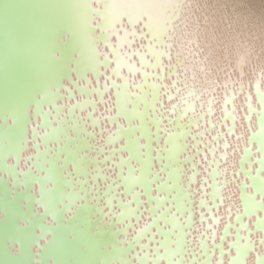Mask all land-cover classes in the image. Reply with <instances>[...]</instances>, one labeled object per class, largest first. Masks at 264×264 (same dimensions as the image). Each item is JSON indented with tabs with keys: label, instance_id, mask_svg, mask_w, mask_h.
Instances as JSON below:
<instances>
[{
	"label": "snow or ice",
	"instance_id": "1",
	"mask_svg": "<svg viewBox=\"0 0 264 264\" xmlns=\"http://www.w3.org/2000/svg\"><path fill=\"white\" fill-rule=\"evenodd\" d=\"M98 2L102 7L92 8V14L70 30L71 36L77 41L72 61L75 67L70 65L68 68L69 74L75 72L77 76L71 80L72 86L64 84L63 77L54 78L41 84L31 101L33 114L37 117L32 133L38 141L55 138L58 143L63 140L67 146L69 141L80 140L82 136L80 148H94V145L85 143L89 137L96 135L87 130L86 121L90 120L93 127H98L103 118L117 125L115 132L109 133L106 143H116L123 138L122 133L137 132L139 136L131 139L146 141L139 145L145 150L140 175L129 185L127 177L121 173V179L126 182L125 194L130 195L131 199L120 201V212L113 211V201L117 198L109 194L114 186L109 185L104 193L107 199L101 207L108 211L102 212L105 217L102 223H107L109 228L113 225L123 226L114 228L115 240L104 241L98 228L93 231L99 253L95 264H134V261L135 264H226L225 256L228 257L227 264H248L249 255L256 249V241L252 239L254 231L264 233V215H261L264 213V185L257 186L255 183L261 179L260 173L264 172V64H252V59H259V56L253 58L252 47L239 41L234 45L232 39L213 27L215 21L211 16L206 12L197 14L201 9L199 5L194 6L191 0ZM96 17H99L98 23ZM97 30L99 35H96ZM113 36L117 37L115 43L112 41ZM137 41L145 43L136 47ZM100 42L110 51L101 52ZM56 58L60 59L59 56ZM166 60L168 63H165ZM250 64L251 67H248ZM101 68L108 69V73L101 71ZM89 71L96 77L95 86H91L92 80L87 74ZM137 74L141 76L140 80L135 79ZM249 75L252 78L246 80ZM101 76H105L103 83L100 82ZM113 88L116 89L115 113L109 107L106 117L96 116L98 103H108L104 96ZM76 91L85 97L98 96L99 100H76ZM240 96L244 97L246 112L243 119L250 135L243 146L239 157L240 167L237 168V161H230L229 158L235 157L240 145L233 148L228 137L235 135L237 141L243 140V132L237 135V121L241 117L236 102ZM61 99L75 100V103L57 104L56 101ZM218 104L221 113L219 120L216 119ZM87 107L92 108L87 118L76 115L77 109L83 111ZM65 108L67 115L64 114ZM254 115L255 130L252 123ZM121 117L127 121L126 125L120 123ZM218 126L226 128L227 132H217L207 144L200 139ZM41 128L45 131L41 132ZM193 128L199 131L193 132ZM61 129L78 131L80 135L53 137V132L59 134ZM188 137H192L191 145L187 143ZM161 141L164 142L162 148L153 147V142L159 144ZM253 142H258L256 151L262 154L255 161L251 159L254 154ZM127 147L125 144L121 149H113L112 154ZM190 147L195 149V153L185 156L184 153ZM206 148L212 154L210 160ZM74 151H79V148ZM152 152L156 153L155 157L151 155ZM198 156H204L207 161V174L196 189L193 186L201 174ZM110 158L106 157L105 161ZM78 159L85 161L86 157L80 155ZM92 159L99 163L98 158ZM131 159V156L121 157L120 166ZM154 160L162 162L160 172H167V177L152 171ZM245 162L260 165L255 176L252 175L251 167L244 168ZM184 164H191L187 183L184 182ZM145 165L148 166L150 178L142 183ZM240 172L246 173L248 179L238 185L243 210L235 209L233 221L234 202L228 204L225 215L219 212L226 201L232 200L230 185L235 183ZM129 175H132L131 168ZM101 176L102 169L97 168L93 178L98 180ZM249 179L254 183L249 184ZM157 180L161 183L155 189L157 195H152L154 189L151 185ZM137 185L144 188L143 193L132 190ZM209 187L211 192L208 191ZM226 191L228 195H225ZM142 196H147L150 217L142 226L136 227L131 221L135 217L136 224H140L143 219L140 208L145 201L141 199ZM257 196L259 199H256ZM133 203L136 205L134 209L131 207ZM197 203L200 208V227H197ZM245 216L256 217L254 228L245 222ZM222 220L225 223L218 232ZM160 221L168 227H162ZM130 228H135L134 235H129ZM153 228L157 230L155 233L151 232ZM233 228L236 229L235 238L228 240L233 235ZM193 231L199 233L195 239L199 242L200 251H193L191 260L186 261L185 254L189 249L185 245L191 243L188 237L192 236ZM149 233V243H141ZM157 235L163 236V239L156 241ZM218 235L219 243L216 242ZM225 241H228L227 248ZM153 242L156 246L149 253ZM259 243L264 245V235L260 236ZM137 246L141 251L134 252ZM255 264H264V253L257 252Z\"/></svg>",
	"mask_w": 264,
	"mask_h": 264
},
{
	"label": "water",
	"instance_id": "2",
	"mask_svg": "<svg viewBox=\"0 0 264 264\" xmlns=\"http://www.w3.org/2000/svg\"><path fill=\"white\" fill-rule=\"evenodd\" d=\"M72 29V22L63 0H0V264H95L99 253L97 238L93 236V231L98 228L104 241L116 239L114 232L116 225L109 228L107 223H102L105 219L102 212L108 211V209L105 210L104 207H101L107 199L104 193L108 190L109 185L114 186L109 194L117 198L113 201L115 205L113 211L120 212L122 197L123 201L131 199L130 195L125 194L126 182L121 179V173L127 177L129 169L134 170L136 168L137 173L135 175L140 174L141 159L133 157V150L130 147L131 137H138L139 133L137 132L132 136L129 133H122L123 138L116 142V146L115 143H112V146L109 147L106 139L109 133L115 132L117 125L115 124V128L108 131L105 124L107 122L112 127V123L106 118L101 120L96 130L90 120L86 121L87 130L96 135L89 137L85 143L94 145V148H80L82 136L80 140L69 141L67 146L64 145L63 140L58 143L55 138L50 139V142L43 139L38 141L33 138L32 128L37 123V117L33 114L31 101L39 86L60 77H63L64 84L72 86L71 80L77 78L75 72L68 73L70 65L75 67L72 61L77 50L75 38L70 34ZM96 35H99V31L96 32ZM100 45L103 48L105 46L103 42H100ZM100 51L105 52L103 49ZM108 51L110 50L108 49ZM57 56L60 59H57ZM106 70L108 69L101 68V71L107 74ZM87 74L90 75L89 72ZM91 76L94 81L91 86H95L96 77L93 73ZM102 77L101 83L105 79V76ZM111 91L112 104L106 108L105 103H99L96 116L106 117L109 107L114 108V112H112L115 113L116 89L113 88ZM65 95L67 94L65 93ZM76 95H80L81 99H95L94 95L85 97L76 91V100ZM104 99L107 100L106 97ZM96 100H99L98 96H96ZM56 103L71 104L70 100L67 99L58 100ZM99 105L102 106V110ZM46 107L51 106L46 105ZM105 110L106 112H104ZM90 112H92L91 107L86 108L84 115L81 114V110L77 109L76 115L87 118ZM64 114L67 115V109ZM121 118L123 122L120 120V123L126 125L127 121L123 117ZM254 123L253 130L256 128V116ZM102 130L107 131L105 136H103ZM40 131L44 132L45 129L41 128ZM219 131L222 130L218 126L217 132ZM223 131L227 132V129L224 128ZM78 135H80L78 131L67 129L61 131L60 137ZM29 141H32L31 145ZM209 141L211 140L207 138L205 143L207 144ZM144 143H146L145 140ZM187 143L189 142L187 141ZM125 144L128 145L127 149L112 154L113 149H121ZM253 144H255L253 148V152H255L258 142H253L252 146ZM163 146V141L153 145L156 148ZM30 147L33 148V152L29 151ZM210 147L209 144L208 148ZM78 148L79 151H74ZM101 148L104 151L101 152ZM58 149L59 151H57ZM144 151L143 149V153ZM122 152H126V155H122ZM208 152L210 154L208 159L210 160L212 154L210 151ZM194 153L195 149L191 154L187 151L184 155ZM255 153H258V156L252 155L253 161L262 155L258 151ZM115 154L117 159L113 158ZM80 155H84L86 160L80 161L78 159ZM109 156L111 158L105 161V158ZM129 156L132 159L121 167L119 164L121 157ZM152 156L155 157L156 153L154 152ZM10 157L12 162L9 161ZM202 157L204 158V156ZM92 158H98L99 163L94 162ZM197 161L202 164L199 156ZM22 162L27 164L24 169L21 167ZM80 162H82L81 166H79ZM133 163L136 166H133ZM155 163L156 166L152 168V171L160 172L163 166L162 162L155 160ZM243 166L252 169V165L248 162L247 167ZM239 167L238 160L237 168ZM259 167L260 165L257 164L256 169L252 172L253 176L256 175V170ZM97 168L102 169V176L98 180L93 178ZM114 168L116 172H114ZM188 168H191V164L188 165ZM240 174H242L243 179L239 180V184L248 179L246 173L240 172ZM167 175V172H160L161 177H167ZM229 176L231 179V173ZM260 177L259 184L264 185L261 174ZM160 183L161 181L157 180L151 187L156 189ZM248 183L252 184L254 181L249 179ZM194 188L196 187L194 186ZM238 189L242 211L239 186ZM133 190L144 192V188L139 185ZM73 192H80L78 202L70 207L67 213H64L71 203L69 194ZM209 192H211V187ZM152 195H157V192L155 191V194ZM97 196H100L101 199L96 200L95 197ZM141 199L145 201L140 208L143 219L140 224H136L135 217L131 221L136 227L142 226L150 217V213L147 211L149 208L147 196L141 197ZM209 201L211 203L210 197ZM131 207L134 209L136 205L133 203ZM196 209L198 210L197 220L199 223L200 208L198 203ZM204 211L207 212V209ZM249 218L248 216L244 217L248 224ZM108 219H114V217ZM255 219L254 216L253 228L255 227ZM233 221H235V214ZM160 224L162 227H168L163 221H160ZM128 231L134 235L135 228H130ZM156 231V228L151 230L152 233ZM235 232L236 229L234 228L233 235L229 237V240L235 238ZM257 232L259 231H254V235ZM194 235L198 237L199 233L193 232L192 236L188 237L191 243L185 245L189 249L185 254L187 260H191L193 251L197 253L200 251L198 240H196L197 246L192 244ZM262 235L264 233L260 232V236ZM260 236L256 245H261L259 243ZM150 239L151 233L146 235L145 242L141 241V243H149ZM161 239H163L161 235L155 237L156 241ZM219 242L220 240L217 241V243ZM155 246L156 244L153 242L148 249L149 253ZM261 246V253H264V245ZM133 251L138 252L141 249L137 246ZM233 253H235V249H233ZM253 253L255 264L257 250Z\"/></svg>",
	"mask_w": 264,
	"mask_h": 264
},
{
	"label": "bare ground",
	"instance_id": "3",
	"mask_svg": "<svg viewBox=\"0 0 264 264\" xmlns=\"http://www.w3.org/2000/svg\"><path fill=\"white\" fill-rule=\"evenodd\" d=\"M63 1L65 4L66 11L69 15L71 22H72L73 28L75 26H77L80 22L86 20L87 17L90 14H92L90 11L92 8L102 7V4H100L98 2V0H63ZM191 3L194 6L199 5L201 12L197 13L198 15L206 12L209 16H211L212 19L215 21L213 27L218 32H220V33L224 34L225 36L229 37L230 39H232L234 45L237 41H239V42H244L247 45L251 46L253 58L259 56V59H252V62H251L252 64H256V65L264 64V0H191ZM145 18H147V17H145ZM96 22H99V17H96ZM139 28H140V26H138V29ZM98 31L99 30H97V32ZM116 39H117L116 36L112 37L113 43L116 42ZM75 41H76V39H75ZM76 43H77V41H76ZM143 43H145V41H137V44L135 46L139 47ZM99 49H101V50L103 49L105 52H109L108 48L106 46H104V48H103L102 45H100V43H99ZM165 63H168V61L166 60ZM248 67H251V64ZM246 71H248L247 67H246ZM106 72H108V70H106ZM91 73L92 72L89 71V74H90L89 76L92 79ZM102 78L103 77L101 76L100 79L102 80ZM251 78H252L251 75H249L245 79L248 80ZM135 79L140 80L141 76L139 74H137L135 76ZM92 82L94 84L93 79H92ZM168 82L170 83L171 81H168ZM81 83H83V81H81ZM76 97H77V100L81 99L80 95H76ZM104 97H106L107 98L106 101H108V103L105 104V106L107 108L108 106H110L112 104V102H111L113 100L112 91H109L108 93H106ZM94 98L96 99L95 95H94ZM253 99L255 101V97H253ZM70 102L73 103V100H70ZM165 103H167V101H165ZM236 103H237V107H238V114L241 117V119L237 121V133L240 134L241 132H243V140L237 141L235 135L228 137V139L232 143L233 148H236L237 144L240 145L239 150L236 151L235 157L230 156V158H229L230 161L232 159H235L237 161L236 167H238V160H239V157L242 153V146L247 142L249 129L247 127V123L243 119L244 113L246 112V108H244V106H243L244 105V97L240 96V98L237 100ZM99 107L102 110V106L99 105ZM66 109L67 108H65L64 111H66ZM217 109L218 110H217V114H216V119L219 120V117L221 115V113L219 111V104L217 105ZM85 111H86V108L83 111H81V114L84 115ZM112 111L114 112V108L112 109ZM104 112H106V110ZM121 121L123 122L122 118H121ZM254 122H255V115L252 118L253 128L255 127ZM105 125L108 127V131H111V129L115 128V124H113V123H112V127H110L107 122ZM152 127L154 130V125ZM88 129H90V127H88ZM63 130H65V129H61V131H63ZM95 130H96V127H95ZM221 130L223 131L224 128H221ZM196 131H199V129L193 128V132H196ZM216 132H217V128L213 131L208 132L205 137H202V140L206 141L207 138L209 140H211V137ZM106 134H107V131H103V136H105ZM133 134H135V133H129L130 136H132ZM56 135L60 136L61 132L59 134L54 132L53 136H56ZM47 141L50 142V139ZM187 141L189 142L188 143L189 145H191L193 143V140L191 137H188ZM31 143H32V141H29L30 145H31ZM220 143H222V141H220ZM142 144H144V140H139L138 142L133 140V139L130 140V147L133 150V157L140 158L141 160H142L141 156L143 157V149L141 147H139V145H142ZM114 145L116 146V143ZM153 145H155V142H153ZM111 146H112V143H109V147H111ZM254 147H255V144H253L252 148H254ZM222 150L223 149H221V151ZM29 151L33 152L34 150L32 147H30ZM193 151H194V149L191 147L188 149L189 154H191ZM205 151H208V148H206ZM229 151L231 152L232 149H229ZM255 152L253 155L258 156V153L256 154ZM24 154H26V153H24ZM153 154H154V152L151 153V155H153ZM122 155H126V152H122ZM199 157H200L202 164H199L201 174H200V176L197 177V184L194 185L196 187V189L199 188L200 181H201L202 177L207 174L205 171L207 161L202 156H199ZM113 158L117 159L116 154L113 156ZM208 158H210L209 152H208ZM252 158L253 157H251V159ZM9 161L12 162L11 157L9 158ZM153 163H154V166H156L155 160ZM26 165L27 164H24L23 162L21 163V167L23 169L26 167ZM81 165H82V162L79 163V166H81ZM188 165L189 164H184V169H185L184 182L187 181V176H188V174H190V171H191V168H188ZM244 165H245V167H247V162H245ZM133 166H136V164L133 163ZM175 166L176 165H173V167H175ZM256 167H257V163L252 164V172H254ZM136 171H137V169L135 168L134 170H132V175L128 174L127 183L129 185L132 184V182L134 181L136 176L140 175V174L135 175L137 173ZM114 172H116L115 168H114ZM144 172H145V175L143 177H141L142 183H146L147 180L150 178L148 175V166L147 165L144 166ZM260 174H261L262 178L264 179V172H262ZM229 178H230V176H229ZM240 179H243L242 174H240L239 178L236 179L235 183L230 185V188L233 190L232 200L225 202V205L223 208L220 209L219 214L225 215L228 204L232 203V202H234V204H235L234 210L236 208H239L241 210L240 203H239V196H238V194H239L238 185H239ZM259 181H260V179H257L255 181L257 186H261V184H259ZM209 182H210V180H209ZM74 188H76V187H74ZM134 188H132V190ZM153 189H154V191L152 192V194H155V188H153ZM209 189H210V187H209ZM209 189H208V191H209ZM249 191H251V189H249ZM79 193L80 192H73V193L69 194L70 195L69 197L71 198V203H69V205L67 206L64 213H67L69 208L73 207L78 202V199L80 197ZM225 195H228L227 191H226ZM198 197H199V194H197V196H196L197 201H198ZM142 198H144V196H142ZM256 198H259V196H257ZM81 199H82V197H81ZM122 200H123V197H122ZM209 203H210V201H209ZM104 209L106 210L107 208H104ZM39 210H41L40 207H39ZM234 214H235V211H233L232 219L234 218ZM197 217H198V210H197ZM253 219H254V216L250 217L248 220L249 225L251 227L253 225L252 224ZM224 223H225V220H222L220 225L218 226V232L222 230ZM120 226L121 225H116V227H120ZM197 227H200L198 220H197ZM233 231H234V228L232 229V232ZM193 232L196 233V231H193ZM129 234L132 235V232H130ZM259 236H260V232H257L255 235L253 234V236H252V238L256 241V244L258 243L257 239ZM195 237L196 236L194 235V237L192 239L193 240L192 244H196V246H197L198 244L196 242ZM218 240H219V235L217 236V241ZM228 240H229V238H228ZM142 242H145V238L142 240ZM224 243H225V247H227V241H225ZM209 247H211V240H209ZM255 250H257V252L261 253L262 252V246L256 245ZM185 260H187V257H185ZM225 262H227V256H225ZM149 264H151V263L149 262ZM162 264H164V262H162ZM248 264H254V253L253 252L249 255Z\"/></svg>",
	"mask_w": 264,
	"mask_h": 264
}]
</instances>
